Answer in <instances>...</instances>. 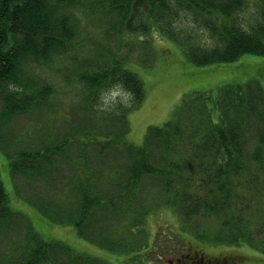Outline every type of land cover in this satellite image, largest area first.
<instances>
[{
  "label": "rangeland",
  "instance_id": "rangeland-1",
  "mask_svg": "<svg viewBox=\"0 0 264 264\" xmlns=\"http://www.w3.org/2000/svg\"><path fill=\"white\" fill-rule=\"evenodd\" d=\"M260 7L258 0H246L240 17L248 30L262 22ZM87 9L88 15L81 16L80 44L74 51L54 57L48 66L25 68L29 91L0 87V175L11 213L0 220V264H24L30 241L37 240L58 242L63 249L108 264H166L188 249L211 259L232 255L236 260L231 264H264V170L253 157L240 159L246 169L235 177L230 198L229 212L240 217V225H224V218L214 215L184 222L182 214L168 203V192L158 183V176L145 177L131 202L125 204L113 194L115 200L105 206L93 204L89 215L80 220L81 193L88 190L84 186L95 166L99 165V177L107 183L110 173L129 159L126 146L142 147L149 128L172 120L185 99L209 93L214 97L210 107L217 122L220 112L213 101L224 85L258 82L264 90V56L244 55L222 66H196L180 46L162 40L153 29L147 34H117L111 18L98 14L89 3ZM104 54L143 82L144 100L138 108L131 107L133 97L113 104L107 93L117 84L97 90L81 80L82 74L95 76L99 65L105 67L103 61L99 63ZM10 91H18L19 100L35 95L32 106L6 115L4 97ZM121 120L127 123L125 135L121 134L125 127ZM256 135L255 129L248 133L245 155L256 152ZM108 142L118 146V157L111 155L113 148ZM49 148L54 150L48 152L50 162L42 156L37 161L47 168L46 175L32 177L36 173L23 169L28 165L25 159H30L27 155H39ZM184 156L189 162L192 154L185 152ZM167 164L168 156L163 166ZM186 170V175L193 172L207 178L204 172L194 173L197 169L192 163ZM65 201L69 203L66 208L74 211V221L68 224H64L65 218L48 216L54 203ZM240 226L248 241L238 246L228 237L238 233ZM107 234L113 251L96 242ZM218 235L224 240H216ZM54 254L65 262L60 250L55 249Z\"/></svg>",
  "mask_w": 264,
  "mask_h": 264
},
{
  "label": "trees",
  "instance_id": "trees-1",
  "mask_svg": "<svg viewBox=\"0 0 264 264\" xmlns=\"http://www.w3.org/2000/svg\"><path fill=\"white\" fill-rule=\"evenodd\" d=\"M258 1L262 22L248 30L240 17L246 0H0V87L29 91L25 68L36 64L48 66L54 57L74 51L80 44L77 39L81 35V16L88 15V3L97 8L98 14L112 19L117 34H147L153 29L162 39L179 45L196 66H222L244 55L264 56V0ZM102 61L105 67L98 64L95 76L82 74L81 80L97 90L122 84L132 93L131 107L138 108L145 94L141 79L121 67L119 61L112 64L105 54L99 63ZM17 92L10 91L9 96L4 97L6 115L13 116L33 104L35 95L19 100ZM207 94L185 99L172 120L149 128L142 147L125 144L129 159L110 173L107 183L99 177L101 171L96 165L84 186L88 190L81 193L80 220L89 215L93 204L105 206L107 201L115 200L113 194L125 204L131 202L145 177L158 176V183L168 192V203L182 214L184 222L214 215L223 217L224 225H240V217L229 212L230 198L235 191V177L241 175V169H246L241 162L245 157H253L264 170V90L258 82L224 85L213 101V107L220 112L217 122L210 107L214 97ZM121 121L125 126L121 134L125 135L127 123ZM252 129L257 133L256 152L245 155L248 133ZM107 145L113 148L111 155L118 157V146H111V142ZM48 152L54 150L49 148L39 155H27L30 159H25L28 165L23 169L29 174L36 173L32 177L45 176L47 168L37 161L42 156L44 161L50 162ZM185 152L192 154L189 162ZM167 156L168 164L163 166ZM189 163L195 165L194 173L204 172L207 178L201 179L193 172L186 175ZM20 166L15 165V168L20 169ZM193 187L197 190L193 191ZM98 192L102 193L101 197ZM68 204V201L61 205L54 203L48 216L54 220L65 218L64 224L73 222L74 211L66 208ZM10 214L0 175V220L8 219ZM80 231L82 235L83 230ZM246 234L240 226L238 233L228 237V241L241 246L248 241ZM109 237L107 234L96 242L113 251L115 247L109 246L113 244ZM215 239L224 240L221 235ZM30 242L32 247L24 264H108L63 249L64 245L58 242ZM55 249L60 250L64 263L55 256Z\"/></svg>",
  "mask_w": 264,
  "mask_h": 264
},
{
  "label": "flooded vegetation",
  "instance_id": "flooded-vegetation-1",
  "mask_svg": "<svg viewBox=\"0 0 264 264\" xmlns=\"http://www.w3.org/2000/svg\"><path fill=\"white\" fill-rule=\"evenodd\" d=\"M235 260V257L232 255L218 256L211 259L195 249H188L186 253L180 257L168 260L166 264H231Z\"/></svg>",
  "mask_w": 264,
  "mask_h": 264
},
{
  "label": "clouds",
  "instance_id": "clouds-1",
  "mask_svg": "<svg viewBox=\"0 0 264 264\" xmlns=\"http://www.w3.org/2000/svg\"><path fill=\"white\" fill-rule=\"evenodd\" d=\"M113 104L125 102L132 97V93L126 91L122 84H117L107 93Z\"/></svg>",
  "mask_w": 264,
  "mask_h": 264
}]
</instances>
